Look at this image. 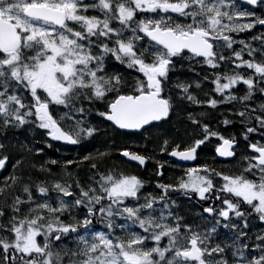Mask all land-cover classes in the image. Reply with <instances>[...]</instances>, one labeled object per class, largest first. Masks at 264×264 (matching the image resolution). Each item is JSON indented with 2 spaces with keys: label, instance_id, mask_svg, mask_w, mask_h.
<instances>
[{
  "label": "snow or ice",
  "instance_id": "1",
  "mask_svg": "<svg viewBox=\"0 0 264 264\" xmlns=\"http://www.w3.org/2000/svg\"><path fill=\"white\" fill-rule=\"evenodd\" d=\"M0 173V264H264V0H0Z\"/></svg>",
  "mask_w": 264,
  "mask_h": 264
},
{
  "label": "trees",
  "instance_id": "2",
  "mask_svg": "<svg viewBox=\"0 0 264 264\" xmlns=\"http://www.w3.org/2000/svg\"><path fill=\"white\" fill-rule=\"evenodd\" d=\"M175 123H176V122L174 121V124H175ZM166 127H171V126H166ZM239 127H240L239 125H236V126L232 129V131H233V132L238 131V130H239ZM110 131H111V130H110ZM110 131H109V137H103V136H102V137H101V141H103V140H105V139H109V138L111 137L112 134L110 133ZM154 134H158L157 136L161 135V133H158V132H156V133H154ZM31 138H32V137H31V134H29V139H31ZM37 138H39V137H37ZM20 140L23 142V141H24V137H20ZM136 140L140 141V138H136ZM101 141H97L95 144H89V145H88V148H89L90 150H92V151H95L96 148L101 147ZM155 145H156V142H154V145H153L151 148H154ZM43 146H44L43 144L39 145V147H43ZM46 152H47V156H46V158H48V157H52V158L57 157L55 151L53 152L52 150L46 149ZM19 154H20V153H18V152H16L15 150H13V155H14V156L19 155ZM72 155L75 156L76 153L74 152V153H72ZM31 162H32V157H31L30 155H28V154H25V155L23 156V163H24L25 170H27V171H31V167H30ZM9 171H11V168H9ZM3 175H4V173H1L0 178H2Z\"/></svg>",
  "mask_w": 264,
  "mask_h": 264
},
{
  "label": "rangeland",
  "instance_id": "3",
  "mask_svg": "<svg viewBox=\"0 0 264 264\" xmlns=\"http://www.w3.org/2000/svg\"><path fill=\"white\" fill-rule=\"evenodd\" d=\"M110 131V130H109ZM110 133H111V131H110ZM159 133V132H158ZM112 134V133H111ZM158 134H153V136L154 137H156ZM150 140H151V143H150V145H149V147L151 148L153 145H154V142H156L157 143V141L154 139V138H150ZM140 141H138V140H135V141H133L132 143H133V146H135V144L136 143H139ZM53 152L55 151L54 149H51ZM209 150H211V149H209ZM56 155H61L60 153H57L56 152ZM169 160H170V158H168ZM207 159L209 160V161H211V157H207ZM127 170L128 171H135V168L133 167V168H127ZM225 170H227V169H225ZM178 171V169H171V170H169V172H168V175L169 176H171L173 173H175V172H177ZM189 206L188 205H185V210H187V208H188Z\"/></svg>",
  "mask_w": 264,
  "mask_h": 264
},
{
  "label": "bare ground",
  "instance_id": "4",
  "mask_svg": "<svg viewBox=\"0 0 264 264\" xmlns=\"http://www.w3.org/2000/svg\"><path fill=\"white\" fill-rule=\"evenodd\" d=\"M49 150H51V149H49ZM56 152V151H55ZM58 156V155H57ZM151 171V170H150ZM150 171H148V172H146V177H150L151 176V172ZM131 172H133V171H131Z\"/></svg>",
  "mask_w": 264,
  "mask_h": 264
},
{
  "label": "flooded vegetation",
  "instance_id": "5",
  "mask_svg": "<svg viewBox=\"0 0 264 264\" xmlns=\"http://www.w3.org/2000/svg\"><path fill=\"white\" fill-rule=\"evenodd\" d=\"M135 170H137V169L135 168ZM137 171H138V170H137ZM149 171H150V169H149ZM138 172H139V173L143 172V173H144L143 176L146 177V172H145V171L139 170ZM147 172H148V171H147ZM150 172H151V171H150Z\"/></svg>",
  "mask_w": 264,
  "mask_h": 264
}]
</instances>
